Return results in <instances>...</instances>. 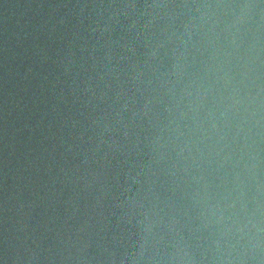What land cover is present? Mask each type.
Wrapping results in <instances>:
<instances>
[{"label":"water","instance_id":"obj_1","mask_svg":"<svg viewBox=\"0 0 264 264\" xmlns=\"http://www.w3.org/2000/svg\"><path fill=\"white\" fill-rule=\"evenodd\" d=\"M0 264H264V0H0Z\"/></svg>","mask_w":264,"mask_h":264}]
</instances>
